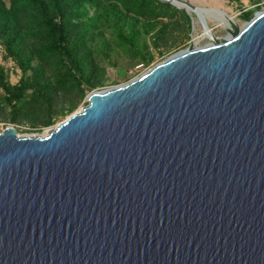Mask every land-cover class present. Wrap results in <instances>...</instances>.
I'll use <instances>...</instances> for the list:
<instances>
[{
	"label": "water",
	"instance_id": "obj_1",
	"mask_svg": "<svg viewBox=\"0 0 264 264\" xmlns=\"http://www.w3.org/2000/svg\"><path fill=\"white\" fill-rule=\"evenodd\" d=\"M231 31L0 129V264H264V8Z\"/></svg>",
	"mask_w": 264,
	"mask_h": 264
},
{
	"label": "trees",
	"instance_id": "obj_2",
	"mask_svg": "<svg viewBox=\"0 0 264 264\" xmlns=\"http://www.w3.org/2000/svg\"><path fill=\"white\" fill-rule=\"evenodd\" d=\"M89 5L117 15L119 43L133 56L140 55L143 63L152 56L135 50L140 19L152 24L166 18L161 31L169 19L178 21L182 13L190 20L184 9L168 0H0V42L23 73L13 83L4 67L0 69V103L10 106L11 121L40 111L36 122L52 123L59 96L85 95L97 85L101 58L93 41L101 12L88 17ZM122 8L131 17L128 34L120 20ZM254 13L251 8L243 11L247 19Z\"/></svg>",
	"mask_w": 264,
	"mask_h": 264
},
{
	"label": "rangeland",
	"instance_id": "obj_3",
	"mask_svg": "<svg viewBox=\"0 0 264 264\" xmlns=\"http://www.w3.org/2000/svg\"><path fill=\"white\" fill-rule=\"evenodd\" d=\"M184 1L194 4L196 7L221 8L233 17V22L221 24L215 18L214 12H209L202 17L198 11L194 9L187 10L185 7L180 8L189 14L190 20L182 13L180 18L177 19L178 21L169 19L164 31H161V29L163 28L164 20H167L166 18L153 21L152 24L148 20L140 19L137 24L138 32L134 36L135 50H141L152 56L149 63H145V61L143 63L138 60L140 55L133 56V53L128 48L119 43L120 34L117 15L104 13V7L98 9L94 5H89L88 17L101 12L98 25L94 29L96 38L93 41L96 45V52H99L97 54L101 58V62L98 65L97 85L92 90L105 89L125 83L173 53L191 45H204L213 41L215 36H228L232 34L231 30H234V23L241 27L248 20L243 15L245 9L251 8L256 12L264 8V0ZM130 18V13L127 14L122 8L120 20L124 23L126 34L130 31L128 25ZM145 21L147 22L145 23ZM206 25L211 30L210 33L204 34ZM1 67H4L7 79L13 83L18 82L23 74L20 63L12 55L8 54L7 49L0 42V69ZM1 91H3L2 88H0ZM87 95L88 93L82 95L74 92L59 96L55 102L56 113L53 122L49 124L36 122L39 121L36 120L38 118L36 113L40 111L32 116L22 115L15 121H11L10 106L0 103V129L2 130L8 124H13L18 128L20 135H46L51 128L56 127L71 113L82 109L88 103Z\"/></svg>",
	"mask_w": 264,
	"mask_h": 264
},
{
	"label": "bare ground",
	"instance_id": "obj_4",
	"mask_svg": "<svg viewBox=\"0 0 264 264\" xmlns=\"http://www.w3.org/2000/svg\"><path fill=\"white\" fill-rule=\"evenodd\" d=\"M179 3H184L182 1L179 0H175ZM186 4V3H184ZM188 6L189 9H194L196 11H198V13L204 17V15L208 14L209 12H214V16L215 18L218 19L219 23L221 24H228L230 22H233V17L228 15L224 10H222L221 8H209V7H196L190 4H186ZM193 11V10H192ZM212 14V13H211ZM229 26V25H228ZM211 28L206 25V31L204 34L210 33ZM230 35V34H229ZM228 35V36H229ZM192 46H198V45H192Z\"/></svg>",
	"mask_w": 264,
	"mask_h": 264
}]
</instances>
